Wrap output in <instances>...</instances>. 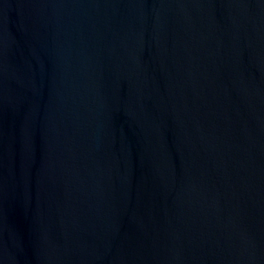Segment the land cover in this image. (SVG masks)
<instances>
[{"label":"water","instance_id":"obj_1","mask_svg":"<svg viewBox=\"0 0 264 264\" xmlns=\"http://www.w3.org/2000/svg\"><path fill=\"white\" fill-rule=\"evenodd\" d=\"M0 222L13 264H264V0H0Z\"/></svg>","mask_w":264,"mask_h":264}]
</instances>
